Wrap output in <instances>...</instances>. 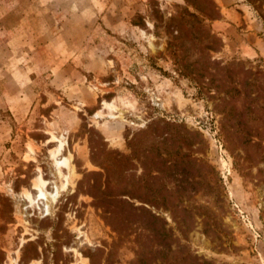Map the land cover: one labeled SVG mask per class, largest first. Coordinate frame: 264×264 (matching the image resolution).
Masks as SVG:
<instances>
[{"label":"rangeland","instance_id":"rangeland-1","mask_svg":"<svg viewBox=\"0 0 264 264\" xmlns=\"http://www.w3.org/2000/svg\"><path fill=\"white\" fill-rule=\"evenodd\" d=\"M82 257L264 264V0H0V264Z\"/></svg>","mask_w":264,"mask_h":264},{"label":"bare ground","instance_id":"bare-ground-1","mask_svg":"<svg viewBox=\"0 0 264 264\" xmlns=\"http://www.w3.org/2000/svg\"><path fill=\"white\" fill-rule=\"evenodd\" d=\"M54 139H56V137L54 136ZM64 147V142L60 141L58 144V148H57V152L60 153L61 150ZM54 158H55V164L58 166V171L60 173V175H62V171H61V166L65 165L67 167H69L71 169V171L74 173L75 172V168L74 165L72 164V160L71 158H58L57 155L53 154ZM64 176V175H63ZM34 188L37 190V200L40 202H42L43 208L45 209L46 212H50L51 211V205L53 202H55L61 193L62 189H66L67 185H63L61 187L54 185V189L52 192H50L48 190V185L49 183L44 180L43 176L40 175L35 181H34ZM22 196L25 197V199H29L30 201H33V195L32 192L30 190H24V192L22 193ZM18 258V257H17ZM83 260L82 264H89V260L88 258L82 257L81 258ZM12 264H18V261H14ZM31 264H41L40 261H34Z\"/></svg>","mask_w":264,"mask_h":264}]
</instances>
